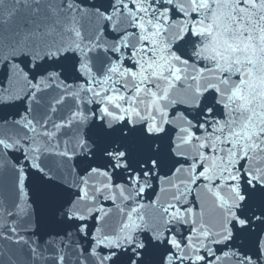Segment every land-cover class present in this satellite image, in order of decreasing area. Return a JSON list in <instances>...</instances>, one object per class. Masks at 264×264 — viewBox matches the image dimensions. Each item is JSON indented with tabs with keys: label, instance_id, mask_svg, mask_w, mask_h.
Segmentation results:
<instances>
[{
	"label": "snow or ice",
	"instance_id": "obj_1",
	"mask_svg": "<svg viewBox=\"0 0 264 264\" xmlns=\"http://www.w3.org/2000/svg\"><path fill=\"white\" fill-rule=\"evenodd\" d=\"M0 264H264V0H0Z\"/></svg>",
	"mask_w": 264,
	"mask_h": 264
}]
</instances>
